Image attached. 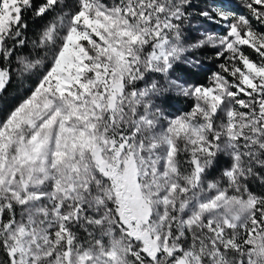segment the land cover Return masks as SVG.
<instances>
[{
    "label": "snow or ice",
    "instance_id": "snow-or-ice-1",
    "mask_svg": "<svg viewBox=\"0 0 264 264\" xmlns=\"http://www.w3.org/2000/svg\"><path fill=\"white\" fill-rule=\"evenodd\" d=\"M0 264H264V0H0Z\"/></svg>",
    "mask_w": 264,
    "mask_h": 264
}]
</instances>
